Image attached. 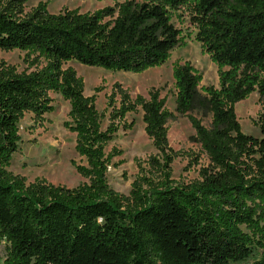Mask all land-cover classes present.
Segmentation results:
<instances>
[{"label": "trees", "instance_id": "1", "mask_svg": "<svg viewBox=\"0 0 264 264\" xmlns=\"http://www.w3.org/2000/svg\"><path fill=\"white\" fill-rule=\"evenodd\" d=\"M112 1L93 12L51 13L47 2L26 10L27 0H0V50L26 51L28 60L21 72L0 60V236L7 242L0 264H264V0ZM181 9L217 66L206 107L197 101L201 75L187 61L175 63V114L157 89L132 98L116 83L103 128L95 106L101 87L85 95L81 77L63 64L130 73L161 65L182 43L170 21ZM50 91L68 101L64 126L85 159L72 162L88 179L74 188L43 178L26 183L6 169L18 122L26 112H51ZM254 91L260 138L241 131L234 111ZM138 108L156 150L147 161L155 175H138L124 195L107 183L112 154L104 148L131 128L125 115ZM192 113L209 115V124ZM176 115L187 117L209 161L187 184L171 178L176 153L167 122Z\"/></svg>", "mask_w": 264, "mask_h": 264}, {"label": "rangeland", "instance_id": "2", "mask_svg": "<svg viewBox=\"0 0 264 264\" xmlns=\"http://www.w3.org/2000/svg\"><path fill=\"white\" fill-rule=\"evenodd\" d=\"M38 2H47L51 13L68 9L80 12H93L104 6L112 5V0H27L25 9L29 10ZM170 21L179 29L181 45L174 48L164 63L140 73L114 72L100 67H89L76 61H67L63 68L70 67L81 77L84 94H94L95 87H101L96 93L95 106L103 114L102 127L107 124L109 108L106 107L107 96L114 84L118 83L134 98L137 94L147 97L149 90L157 89L165 97V107L174 112L175 87L172 77V66L175 63L189 62L201 75L198 86L197 101L204 107L207 96L204 91L209 86L218 88L217 66L208 54L202 51L200 43L194 39L196 29L190 23L189 14L178 10L171 14ZM31 54L28 59H31ZM0 60L14 66L18 72L28 67L27 52L19 49L0 50ZM41 63L42 60H41ZM33 69V68H32ZM53 110L36 118L26 112L18 122V149L11 156L7 170L13 175L24 177L26 183L35 178H43L54 185L74 188L88 182L78 174L72 165H84L85 159L75 151V134L64 126L69 111V103L58 92H49ZM115 105H118L116 100ZM234 111L243 133L260 138L256 121L261 111V102L256 91L234 105ZM192 115L201 119L207 126L210 116ZM126 123L131 128H120L114 138L105 146V155L112 154L106 170V180L114 191L127 195L131 183L138 175H155V169L148 164V159L156 154L151 140L144 131L142 111L125 115ZM194 130L186 116L176 115L167 122V140L170 148L176 153L171 164V178L178 184H187L198 179L199 170L208 166V158L193 139ZM7 242L0 236V262L6 253Z\"/></svg>", "mask_w": 264, "mask_h": 264}]
</instances>
